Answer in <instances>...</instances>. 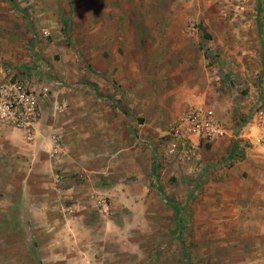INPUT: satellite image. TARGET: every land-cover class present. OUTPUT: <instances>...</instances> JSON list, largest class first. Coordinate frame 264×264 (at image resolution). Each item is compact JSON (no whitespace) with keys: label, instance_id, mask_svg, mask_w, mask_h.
<instances>
[{"label":"rangeland","instance_id":"1","mask_svg":"<svg viewBox=\"0 0 264 264\" xmlns=\"http://www.w3.org/2000/svg\"><path fill=\"white\" fill-rule=\"evenodd\" d=\"M181 21L189 35L185 39L195 48H191L193 66L198 53L200 72H205L206 78L213 74L219 77L218 84L205 86L199 98L210 101L209 92L215 89L218 99L225 96L220 102L223 109L236 104L237 112L234 109L230 117L232 133L238 139L247 121L246 114L239 111L241 103L246 105L245 78L264 92V0H0V68L6 79H24L23 74L32 75L36 69L27 65L40 61L44 81L55 82L68 97L54 101L49 94L41 98V104L54 111L90 113L91 118L78 113L75 124L93 121L92 110L102 105L139 120L135 106L144 101L134 98L152 96L153 101L145 102L153 107L150 119L161 123H147L161 125L160 131H155L159 146L163 131L176 118L172 116L173 104L178 105L161 97L168 84L179 82V72L174 74L179 59L176 53H169L170 43L165 42L179 36L164 37L163 30L179 31ZM71 65L77 79L67 83L65 71ZM231 159L214 161L205 154L192 162L193 194L182 202H169L170 196L165 198L156 191L155 205L179 206L170 213H157L158 219L141 209L134 211V206L111 215V197L104 192L92 193L94 200L103 195L110 202V212L104 218L123 224L137 238L140 255L135 264H264L246 261L251 246L241 239L240 224L226 223L225 177L229 176L226 171ZM172 178L167 177L171 183ZM3 216L0 212V264H34L33 247L16 242L21 234L17 235L16 224H5ZM127 252L130 255L131 249ZM120 253L119 262L130 260L127 264H133L130 256ZM16 254H22L20 260Z\"/></svg>","mask_w":264,"mask_h":264},{"label":"crops","instance_id":"2","mask_svg":"<svg viewBox=\"0 0 264 264\" xmlns=\"http://www.w3.org/2000/svg\"><path fill=\"white\" fill-rule=\"evenodd\" d=\"M185 35L188 34L182 21L179 31L163 30L164 37L179 36V39L165 41L170 43L169 53H176L179 59L174 73L179 72V82L168 84L161 99L178 102V105L173 104L172 116L176 118L191 105L206 104L224 124L227 134L202 147L200 157L208 154L214 161L233 157L226 171L229 176L225 177L224 196L229 213L226 223L240 224L241 239L247 247L251 246L246 261L264 262V148L247 138L253 134L251 116L264 92L245 78L248 90L243 101L246 105L241 103L239 111L246 114L247 121L242 125L246 126L243 135L235 138L230 116L237 106L230 102L233 108L223 109L220 102L225 96L218 99L215 89L209 92L210 101L199 98L205 86L218 84L219 77L213 74L206 78L205 72H200L198 53L193 66L195 48ZM40 65V61L32 60L27 66L36 69L33 68L32 75L23 74L24 80L35 89L43 83L51 84L54 101L66 98L55 82L44 81ZM65 74L67 83L77 79L72 65ZM6 77V72L0 68V84ZM134 101H144L135 106L139 109L135 114L139 120L117 109H104L102 105L92 110L93 121L75 124L78 113L91 118L90 113L45 109L40 99L41 116L31 140L21 130L0 120V212L5 220L2 221L16 224L17 235L21 234L16 242L33 247L34 264H127L130 260L119 262L121 251L126 257L130 256L133 264L139 260L137 238L130 235L123 224H112L111 218L97 215L94 192H104L111 197V215L125 207L132 210L134 206V211L141 209L155 219L160 218L157 213L161 211L179 210L174 203L170 204V209L165 204L155 205L156 191L165 198L170 196L169 202L178 203L193 194L190 179L195 165L179 166L168 161L162 144L157 146L155 131H160L161 125L147 123V120L161 123L150 119L153 107L145 102L153 101L152 96L138 95ZM169 175H173V183L168 181ZM154 182H157L156 189ZM186 182L189 184L184 185ZM27 236L29 241L25 242ZM21 255L16 254V258L20 260ZM6 258L11 257L7 254Z\"/></svg>","mask_w":264,"mask_h":264},{"label":"built area","instance_id":"3","mask_svg":"<svg viewBox=\"0 0 264 264\" xmlns=\"http://www.w3.org/2000/svg\"><path fill=\"white\" fill-rule=\"evenodd\" d=\"M50 91L49 83H43L39 89H35L22 78H7L0 84V120L21 130L31 140L41 116L40 99L47 97ZM250 126L253 134L247 138H252L253 143L264 148V100L256 105ZM226 134L224 124L217 119L211 106L195 104L168 124L162 134L161 144L166 159L183 166L198 160L202 147ZM54 138L58 140L56 135ZM95 204L99 216L109 214L110 202L105 196H96Z\"/></svg>","mask_w":264,"mask_h":264}]
</instances>
